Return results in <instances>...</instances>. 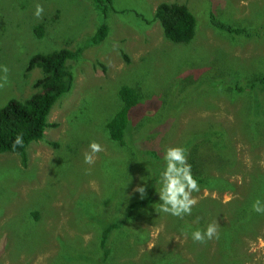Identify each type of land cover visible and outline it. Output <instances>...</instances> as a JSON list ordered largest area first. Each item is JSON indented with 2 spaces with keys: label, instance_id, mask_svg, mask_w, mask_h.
Returning a JSON list of instances; mask_svg holds the SVG:
<instances>
[{
  "label": "rangeland",
  "instance_id": "1",
  "mask_svg": "<svg viewBox=\"0 0 264 264\" xmlns=\"http://www.w3.org/2000/svg\"><path fill=\"white\" fill-rule=\"evenodd\" d=\"M111 1L103 16L93 0H0V66L9 70L8 83L0 87V108L36 92L33 84L42 73L27 70L31 57L81 50L67 63L73 87L49 114L48 122L55 126L27 147L26 165L16 154L0 155V264H94L90 249L101 227L141 199L134 188L144 186L147 195L154 171L165 166V150L184 145L195 133L207 130L211 137L216 129L229 134L239 161L264 169V146L253 149L240 131L245 121L255 131L264 129V88L235 93L231 78L238 76L237 84L244 88L264 73V0ZM161 3L188 7L196 19L191 42L165 39L154 20ZM36 4L44 8L39 19ZM210 12L259 37H232L212 29ZM102 24L108 27L107 37L88 45ZM41 25L43 33L37 37L34 28ZM123 86L135 89L141 101L120 144L104 127L120 109ZM93 141L104 150L89 165L84 153ZM146 150L158 154L159 166ZM228 179L234 184L241 180L236 174ZM209 196L224 203L231 195L203 190L193 197ZM155 219L137 254L163 239L165 251L176 247L184 261L192 260L191 235L179 234L175 227L170 238L166 226L173 220ZM258 238L264 239V229ZM258 238L246 243L240 264H264Z\"/></svg>",
  "mask_w": 264,
  "mask_h": 264
},
{
  "label": "trees",
  "instance_id": "2",
  "mask_svg": "<svg viewBox=\"0 0 264 264\" xmlns=\"http://www.w3.org/2000/svg\"><path fill=\"white\" fill-rule=\"evenodd\" d=\"M93 1L96 9L105 16L112 1ZM154 20L159 22L165 39L172 43H189L195 36L196 19L186 5L161 3L155 9ZM209 21L212 29L232 37H259L258 32L250 33L244 26H233L219 20L214 12H210ZM42 27L34 28L37 37H41ZM107 34L106 25L98 26L88 45L101 43ZM80 53V49L75 52L62 49L46 55L37 54L29 59L27 70L41 69L42 77L33 84L36 92L29 98L23 101L10 100L0 108V155L16 154L20 157L21 164L26 165L27 147L32 142L41 140L46 129L55 126L48 122L49 114L56 102L71 91L74 77L67 63L76 60ZM231 78L236 84L235 93L247 90L255 92L264 88V73L251 79L244 88L237 84L238 76ZM118 97L120 109L107 120L104 128L112 141L123 144L130 126V114L140 103L141 97L135 89L127 86L119 89ZM255 103L257 111V99ZM248 126L245 121L244 128L240 129L241 136L253 149L264 146V129L255 131L252 126ZM208 133L207 130L195 133L179 147L186 149L187 161L191 165L193 177L198 181L200 192L206 190L210 195L218 196L228 193L233 197L231 201L223 203L220 198L211 196L199 198L191 215L182 219L160 212L158 205L162 203L159 200L161 185L158 186V183L165 167L162 164L159 170L157 167L154 171L155 177L151 179L147 195L129 203L121 217L101 227L95 241H92L93 248L90 249L96 255L94 264H240L242 254H246V243L260 237L264 229V213L252 210L257 199L264 206V169L255 165L247 168L242 164L233 149L229 134L216 129L210 132L211 137ZM17 135L23 136L24 146L13 149V141ZM221 139V142L215 143ZM144 154L159 166L161 158L155 151L146 150ZM226 174L228 175L225 177ZM235 174L241 179L239 184L228 179V176ZM192 194L194 196L197 192ZM155 218L165 222L173 220V225L166 226L170 238H173L175 227L179 234L191 235L196 229L204 231L209 224L217 222L219 238L205 243L194 242L191 251L189 250L192 260L184 261L180 252L175 251L176 247L165 251L163 239L154 248L137 254V246L148 235L147 227L157 222ZM86 258L87 256H82V259Z\"/></svg>",
  "mask_w": 264,
  "mask_h": 264
},
{
  "label": "clouds",
  "instance_id": "3",
  "mask_svg": "<svg viewBox=\"0 0 264 264\" xmlns=\"http://www.w3.org/2000/svg\"><path fill=\"white\" fill-rule=\"evenodd\" d=\"M34 16L39 19L44 8L40 4H36ZM0 71H3V83H0V87H4L8 83V68L7 66H0ZM23 136L17 135L13 141V149L17 147H23ZM102 146L93 141L89 144V151L84 153V163L94 164L96 154L103 151ZM165 167L160 176V191L159 200L162 202L158 205L159 211L169 214L174 217L183 218L186 215H191L192 208L199 202L196 197H193L192 193L201 191L198 181L193 177L191 171V165L187 161L186 149L182 147H169L165 150L163 155ZM134 192L139 193L141 199L146 195V188L144 186H138L133 189ZM233 197L226 196L224 203H229ZM252 210L256 213H264V206L261 205V201L257 199L252 205ZM218 224L213 222L209 224L206 230L201 231L196 229L191 233L193 242L205 243L207 240L213 238L218 239ZM159 229L153 234L158 235ZM187 233H185V236ZM258 244L260 248H264V239L258 238ZM150 247H154L151 245ZM251 251H256V247H252Z\"/></svg>",
  "mask_w": 264,
  "mask_h": 264
}]
</instances>
